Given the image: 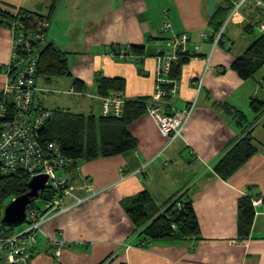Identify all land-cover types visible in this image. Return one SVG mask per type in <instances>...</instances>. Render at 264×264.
Wrapping results in <instances>:
<instances>
[{
  "label": "crops",
  "instance_id": "obj_1",
  "mask_svg": "<svg viewBox=\"0 0 264 264\" xmlns=\"http://www.w3.org/2000/svg\"><path fill=\"white\" fill-rule=\"evenodd\" d=\"M53 1L0 0V5L13 15L29 11L49 17L45 43L65 53L70 69H78L72 76L84 83L86 97L101 102V79H121L126 98L155 104L156 55L170 36L163 31L170 20L174 33L200 42V53L181 63L177 96L159 105L164 113L182 112L198 98L183 137L173 144L144 110L129 127L134 150L81 162L64 173L71 185L80 184L75 195L89 200L44 225L32 264H264V115L251 108L253 99L264 103V67L247 81L232 69L254 43L250 26L264 24V12L245 7L244 16L230 22L224 40L214 46L229 15L228 0L218 1L213 17L207 0H61L52 12ZM126 45L143 50L139 61L110 56L114 47ZM11 51V29L0 22V91L8 83ZM201 78L198 93L195 83ZM247 137L257 152L229 177L219 176L217 165ZM144 192L161 207L181 195L190 200L199 236L140 247L143 238L124 204ZM245 200L255 213L248 235L240 233ZM72 202L68 198L63 205ZM52 237L69 243L58 258Z\"/></svg>",
  "mask_w": 264,
  "mask_h": 264
},
{
  "label": "built area",
  "instance_id": "obj_2",
  "mask_svg": "<svg viewBox=\"0 0 264 264\" xmlns=\"http://www.w3.org/2000/svg\"><path fill=\"white\" fill-rule=\"evenodd\" d=\"M233 5V12L224 22L223 29L215 36L214 46L223 38L225 29L230 22H237L235 16L243 6L264 7V0H229ZM28 16V15H27ZM27 16L12 25V53L7 66L8 83L0 91V173L16 174L23 172L29 175L30 181L34 177L47 176L46 189L51 187L56 196L45 200L40 208L33 204L28 207L24 223L17 227H10L0 218V264H32L37 251L38 237L45 234L43 227L51 219L81 206L89 200L88 197L79 198L75 195V186L71 185L64 171L78 164L77 159L67 157L56 141L43 143L40 132L50 121L51 111L36 105V78L39 62L38 48L45 43V36L50 27V20L43 16H33V23L27 28L24 20ZM164 33L170 34L163 47L156 55V86L155 104L148 106L147 111L157 124L161 134L168 139L169 145L183 137L184 131L194 113L197 99L182 112L164 113L160 102L176 97L179 92V81L172 78L175 65L189 61L199 56L200 42H193L186 33L176 34L172 30V23L167 20L163 24ZM259 34L264 35V24L259 25ZM211 36L202 34V39ZM215 40V39H214ZM39 45V47H37ZM110 56L116 60L139 61L140 56L132 52L131 46H121L118 52H111ZM203 79L195 83L198 93L202 89ZM70 95H75L72 88ZM102 115L121 118L125 113V102L117 93L101 99ZM45 189V190H46ZM73 198L67 206L64 200ZM14 200V199H13ZM261 200L255 203L259 204ZM182 207L181 204H178ZM7 226V227H6ZM55 247V257L62 254V250L69 245L57 237L50 238Z\"/></svg>",
  "mask_w": 264,
  "mask_h": 264
},
{
  "label": "trees",
  "instance_id": "obj_3",
  "mask_svg": "<svg viewBox=\"0 0 264 264\" xmlns=\"http://www.w3.org/2000/svg\"><path fill=\"white\" fill-rule=\"evenodd\" d=\"M61 0H54L51 11H55ZM226 10L230 13L231 7ZM22 12V11H20ZM228 13V14H229ZM227 14V15H228ZM27 19H33L29 11H25ZM41 16V15H40ZM23 18L5 11L0 5V22L9 26L19 19ZM4 20V21H1ZM25 21V19H22ZM27 20V21H28ZM29 22V21H28ZM225 21H223L222 25ZM217 24V30L222 26ZM255 41L248 50L232 64V69L238 74L241 80L247 81L264 67V35L254 31ZM39 47V45H37ZM119 48L114 47L113 52L117 53ZM132 52L142 57L143 50L131 47ZM39 62L37 69V81L39 79L51 81L54 78L73 79L68 66L66 55L53 44H47L39 51ZM187 61L181 62L184 64ZM181 63L172 71V78L179 79ZM73 88L75 93H84L85 85L83 82L73 79ZM125 83L121 79H101L98 83V96L100 99L108 98L112 93H117L125 102V113L121 118L112 116L104 117L102 114L97 117L77 115L67 112H59L53 116L40 132V139L43 143L56 141L62 148L63 154L67 157L77 159L79 162L92 161L99 158H109L120 154L130 152L136 148L137 142L129 132L131 123L138 118L144 111H147V100L128 99L124 93ZM253 112L258 116L264 115V103L259 99H253L251 102ZM241 119L243 118L240 115ZM251 135V134H250ZM257 152L256 146L251 138H246L239 142L224 157V159L215 168L216 173L227 178L236 172L244 164L246 159ZM74 166L73 168H75ZM68 169L63 173L69 171ZM29 175L23 172L16 174L0 173V218L2 219L5 207L13 200L28 193ZM55 192L48 187L40 193V206L33 203L34 207L40 208L45 200L55 197ZM184 196H178L162 207H158L151 196L144 192L141 195L128 200L124 206L130 220L140 232L143 238L140 247H147L158 240H187L197 237L200 234L199 223L190 200H184ZM181 204L182 207H179ZM241 223L240 233L248 235L254 221V208L252 204L245 200L240 205ZM7 227V226H6ZM9 230L10 226H8Z\"/></svg>",
  "mask_w": 264,
  "mask_h": 264
},
{
  "label": "rangeland",
  "instance_id": "obj_4",
  "mask_svg": "<svg viewBox=\"0 0 264 264\" xmlns=\"http://www.w3.org/2000/svg\"><path fill=\"white\" fill-rule=\"evenodd\" d=\"M228 2H229V6L231 7V11L229 13V15H230L231 12H233L232 11L233 10V5L231 4V2L229 0H228ZM247 6L250 7L252 5L243 6L242 9L239 10L237 12L236 16H235L236 21H239V18L241 17L240 15H243V10ZM252 9H254V10L257 9V11L264 12V7L252 8ZM47 10L48 9H45V12H47ZM24 13H25V11H22V12H19V14H16V15L22 17V16H24ZM31 13L34 14V15H37V16L41 15V16L49 19V17L44 16V15L38 13V12L37 13L31 12ZM229 15H228V17H229ZM27 20L24 21L25 25H26L27 28L31 29L30 26H32L33 23H35L33 21L34 19H29L28 20L29 22ZM8 28H10L12 30V26L9 25ZM250 29L254 30V26H250ZM243 32L248 37H250V38L253 37L251 33L245 32V30ZM214 39L215 40H213V45L215 44L216 37H214ZM223 40H224V38H221L219 43L221 41H223ZM45 45H47V43H43L38 48V50H42L45 47ZM128 46H130V45H128ZM197 57L198 56H195V57H193L190 60H193V59H195ZM70 70H71V73H74L78 69H76L74 66H71ZM75 78L76 77L73 76V79H75ZM73 79H69V78H54V79H51V81L50 80L47 81V80L39 79L37 81V88L38 89H37V93H36V95H37L36 105L42 106V107H44L46 109H49V110L53 111L55 115H57L59 112H67V113H72V114H77V115H81L82 114V115H85V116H90L91 114H93V115L99 117L101 115L102 102H100L98 100H92L89 97H86L85 94H83V93H78L76 95H70L69 94V92H70V90L72 88ZM201 79H203V78H201ZM155 86H156V84H155ZM197 98H198V96H197ZM100 103H101V105H100ZM247 138H249V137H247ZM77 186H80V184L77 185ZM77 186L74 187V188L77 189ZM40 203H41L40 199L36 200V204L38 206H40ZM158 207H161V206H158ZM53 219H51V220H53ZM19 228L20 227H17L16 229H19ZM104 264H106V263H104Z\"/></svg>",
  "mask_w": 264,
  "mask_h": 264
},
{
  "label": "water",
  "instance_id": "obj_5",
  "mask_svg": "<svg viewBox=\"0 0 264 264\" xmlns=\"http://www.w3.org/2000/svg\"><path fill=\"white\" fill-rule=\"evenodd\" d=\"M219 0H207L209 16L213 17ZM47 176L34 177L28 183V193L12 200L4 209L3 223L10 227L21 226L26 218L27 209L40 198V193L46 189Z\"/></svg>",
  "mask_w": 264,
  "mask_h": 264
},
{
  "label": "bare ground",
  "instance_id": "obj_6",
  "mask_svg": "<svg viewBox=\"0 0 264 264\" xmlns=\"http://www.w3.org/2000/svg\"><path fill=\"white\" fill-rule=\"evenodd\" d=\"M262 24V23H261ZM260 25V24H259ZM259 25L258 24H256V25H252V26H254V31L256 32V33H258L259 31Z\"/></svg>",
  "mask_w": 264,
  "mask_h": 264
}]
</instances>
